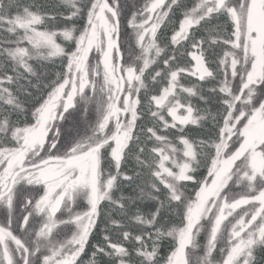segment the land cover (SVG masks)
<instances>
[{"label": "snow or ice", "instance_id": "1", "mask_svg": "<svg viewBox=\"0 0 264 264\" xmlns=\"http://www.w3.org/2000/svg\"><path fill=\"white\" fill-rule=\"evenodd\" d=\"M0 264H264V0H0Z\"/></svg>", "mask_w": 264, "mask_h": 264}, {"label": "trees", "instance_id": "2", "mask_svg": "<svg viewBox=\"0 0 264 264\" xmlns=\"http://www.w3.org/2000/svg\"><path fill=\"white\" fill-rule=\"evenodd\" d=\"M5 2H7V0H5ZM23 2L28 3V2H31V0H23ZM40 2H46V0H40ZM58 67H59V61H57V63L55 65H49L48 68H47V70L50 73H54L56 70H58ZM193 82H195V81H193ZM205 87H208V85H205ZM193 103L197 104L199 107H205V105L202 104L201 102H199L198 100H194ZM207 127H209V125L206 124L205 125V128H207ZM188 133L190 135H192L193 137H196V138H199L200 136H203L205 134L200 129H197L195 127H189ZM126 167H129V165H126ZM190 187H191V185H190ZM124 192L127 195V194L130 193V190L127 187H124ZM107 207H108L107 203H104L103 208L104 209H107ZM96 238H97L96 235H94L92 237L93 242H95ZM201 239H203V237ZM166 251H167V245H165V249L162 252V254H164ZM88 252L89 253L91 252V248L90 247L88 249ZM258 255H259V253H258ZM87 259H88V256L85 255L84 256V260L86 261Z\"/></svg>", "mask_w": 264, "mask_h": 264}, {"label": "rangeland", "instance_id": "3", "mask_svg": "<svg viewBox=\"0 0 264 264\" xmlns=\"http://www.w3.org/2000/svg\"><path fill=\"white\" fill-rule=\"evenodd\" d=\"M84 209V202L81 203V208L78 210H83Z\"/></svg>", "mask_w": 264, "mask_h": 264}]
</instances>
